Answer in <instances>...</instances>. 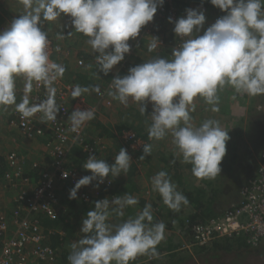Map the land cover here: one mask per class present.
<instances>
[{"label":"clouds","instance_id":"clouds-1","mask_svg":"<svg viewBox=\"0 0 264 264\" xmlns=\"http://www.w3.org/2000/svg\"><path fill=\"white\" fill-rule=\"evenodd\" d=\"M19 2L24 12L0 31V106L15 105L23 118L40 112L43 120L55 121L61 109L56 103L57 89L53 85L66 69L49 58L50 41L44 22L69 16L74 31L67 35L75 32L89 37L87 43L96 54L99 71L108 75L131 53L129 40L140 36L141 29L153 21L165 0ZM210 3L226 14L203 35L199 34L206 22L202 9H186V16L175 21L169 17V22L175 24L174 33L181 38L180 45L172 50L173 58L158 57L131 67L127 75L112 79L114 91L108 93L125 106L132 98L141 105L142 115L151 103L153 123L148 130L149 139L162 140L171 132L183 162L193 165L192 173L199 179L220 175L230 136L215 119H207L198 127L193 125L190 113L196 111L194 99L204 98L212 106L211 111L219 112L218 92L226 86L240 94L264 95V0H210ZM64 36L61 32L57 38ZM160 44L159 37L152 36L148 51ZM20 76L25 80L24 96L17 103L16 78ZM34 82L37 87L43 84L48 93L47 99L39 104H31L29 100ZM93 90L100 93L99 86ZM88 92V87L77 85L71 96L75 99ZM94 118V110L76 108L69 116L70 131L79 133ZM151 152L152 145H143L144 155L139 159ZM131 161L125 148L120 149L111 165L95 155L90 156L83 167L91 175L77 181L69 198L77 199L79 189L93 181L98 188L106 179L111 183L112 178L126 175ZM68 175L63 173L64 178ZM152 185L170 209L178 212L182 205L189 204L167 172L157 173ZM136 204L137 198L129 194L96 201L94 210L88 211L82 220L80 231L85 235L71 245L69 264H130L138 256H158L156 246L165 238L166 225L153 223L151 204L118 225L109 223L113 213L123 217L125 208Z\"/></svg>","mask_w":264,"mask_h":264},{"label":"trees","instance_id":"trees-1","mask_svg":"<svg viewBox=\"0 0 264 264\" xmlns=\"http://www.w3.org/2000/svg\"><path fill=\"white\" fill-rule=\"evenodd\" d=\"M174 3L173 5L166 1L164 3L167 4L168 10L171 9V7L175 8L176 11V18L173 19V21L178 19V13L182 11L187 4H195L197 3L200 7L199 9H202L206 13H210V15L214 18H220L221 16L225 15L226 13L222 12L217 7L213 6L210 3V0H172ZM182 7V9H181ZM3 14L0 13V31L4 30L1 28L2 22L5 21V19L2 16ZM65 17H68L67 15H62ZM167 17V18H166ZM166 17H160L156 19L154 17L153 21L154 24L150 27L149 32H144L147 25L144 26L141 29V33L138 41V47L140 46V49L137 50V53L130 56L129 59L126 60V62L122 65L120 68L113 69L108 75H105L103 72L99 71V65L95 62V56L93 58H89L88 61L84 57L83 64L79 65L82 66L81 69H75L76 71L72 70L70 74H75L78 77H83L82 82L83 85L88 87L89 89H93L95 86L98 85H105L109 89L106 90L107 92L105 94L104 99H99L98 97V108L95 112V118L91 121V124L89 128L87 129L85 135H83L82 140H78L76 144H70L69 146V152L67 154V159H70V165L68 167H78L79 164H75V158H78L77 155L82 153L80 156L81 161L84 162L86 159L85 156L87 155L84 151V143L87 142V144H92V147L95 149V154L97 158L104 159L105 161H109L108 159V151H110L113 146L108 144L105 139L109 138L110 140L114 141L116 139V136L120 137L122 142L125 143L126 141H123L124 139V133L125 132H133L135 134V137L141 142L138 145L140 151L143 152V145L151 144L152 139H149L148 130L151 124L153 123L151 119V113H152V104H147V111L145 114H141L139 108L140 104L133 101L132 98H129V103L127 106L122 104L120 101L115 100L112 98V96L108 95L111 89V83L112 79L117 76H125L128 74V71L131 67L143 64L145 62H148L150 60L156 59V58H165L167 60H171L172 57V50L176 47H178L181 43V38L177 37L174 33L173 29L175 27L174 23L169 22L168 16ZM68 23V21H67ZM142 34L145 35H151L159 37V39H163L164 45H158V47L149 52L148 51V45H144V40H140V37ZM136 39L129 40L130 45H133L136 43ZM137 47V46H136ZM82 58V57H81ZM66 60L68 58H65ZM85 62V63H84ZM85 65V67H84ZM87 68V69H86ZM95 95L97 93H94ZM86 95H91L90 92L86 93ZM256 99L258 101L264 100V95H257ZM101 107V108H100ZM100 108V111H99ZM113 112L115 115V126H110L109 122L104 121L103 115L107 114L110 115ZM104 115V116H105ZM247 122L249 125L250 133L253 135L258 136L261 141V139H264V127H261V124H264V114L261 111H255L252 110L249 111L247 114ZM260 128H262V132L260 133ZM114 130V131H113ZM47 129L44 130L42 134L36 135L39 139L42 138L43 140L46 137V133L48 136L46 137L47 142L50 140L51 132H49ZM117 131L119 133H117ZM258 134V135H257ZM168 136H172V134L169 133ZM230 140L227 142V153L224 157V159L221 162V173L220 175H217L215 178H212L211 180L207 179H201L202 182H205L206 187L209 189H206L204 187L200 188L201 190L198 191L196 187L192 190L188 188H183L185 191V196L191 202L192 205V213H190L188 219H190L191 223L204 221L210 217H213L215 215H219L224 213L227 209L223 208H217L213 209L217 206H219V202H221L222 199L231 197L234 193H236V190L238 186L240 187L244 186L249 179H251L254 174L257 171V167L259 164V160L256 162L255 159L251 158V154L253 150H249V152L246 151L247 154L250 155L249 159H243L242 157V151L241 147L243 145H239L238 141H242V134L241 132H237L236 135L233 136V134H230ZM261 137V138H260ZM46 142V144H47ZM127 141L125 145L129 148L131 152H133V149L130 148ZM262 143H259V145L256 146V150L260 147L261 152L259 153V158L261 159V162H264V141H261ZM104 146V147H103ZM127 147H122L127 149ZM246 149V147H244ZM121 149V148H120ZM118 149V150H120ZM117 149V151L119 153ZM128 150V152H129ZM24 151V150H23ZM103 152H106L107 154H103ZM112 153V152H111ZM110 153V154H111ZM109 154V155H110ZM6 155L4 156L0 154V189L6 194L7 196L11 198H15L9 207H11L8 214L11 213V211L18 207V202L16 200L17 193H18V186L15 185V182H11L10 178L6 177V173L8 171V161L6 160ZM22 156V173L20 178L22 179H31L34 180V182L38 181L42 175V172L45 170V168H50L51 162L54 160L52 155L50 154L49 150H46L44 154L41 155V153L38 154L39 161L35 160V162L32 164V162L28 161L26 157L24 156V152L20 153ZM178 155L172 154L171 156H168L171 158V161L166 160L167 158L162 156V164H165L166 166H163L161 171H165L168 173V176L170 177L171 181L177 180L178 184H181V178H180V172H181V166L179 163L181 160H176ZM183 158V157H180ZM79 159V158H78ZM176 160L178 162L177 167H172L168 165L167 163H171L173 166L176 165ZM109 164V163H108ZM189 165L190 167H193L190 163H185L184 166ZM67 166V165H66ZM166 167V168H165ZM189 172V171H188ZM17 178L16 176H14ZM177 178V179H175ZM112 183L109 186H103L100 191L101 196L103 194H108L109 196H117L121 195L123 189H120L118 187V184H116L115 179L112 178ZM17 183V182H16ZM75 184H71V182H57L55 193L59 198V202L57 203V215L55 218H51L43 211H34L32 214V218L34 220H37L39 225L42 228L43 234H44V242L48 245H50L57 253V258L55 261L50 262L48 264H69L68 256L72 252L71 245L73 243H76L80 238H82L85 234L77 233L76 227L78 225H81V220H83L87 212L90 210H94L95 202L99 200V198H95V201L91 204L88 202H85L81 199L80 195L77 199H70L68 190L74 188ZM128 187V192L138 200V204H136V207L143 208L146 206V196L142 195L144 192L142 188H139L138 185L133 184L130 182ZM193 187V186H192ZM241 187V188H242ZM240 188V189H241ZM136 192V193H135ZM141 193V194H140ZM136 195H139L137 197ZM159 197L161 195L159 194ZM209 201H212L213 204H210ZM194 203V205H193ZM154 205V203L152 204ZM135 208V207H134ZM136 210V208H135ZM163 211V210H162ZM3 211L0 209V214ZM142 212L138 210V213ZM167 215L172 219L175 220L179 218L177 216L176 211L169 209ZM77 218H80L77 220ZM158 223V221H155ZM169 223V222H168ZM14 226V225H13ZM191 241V237H190ZM213 244V251L215 252H223L227 251L230 252L233 249H239L244 250V254L247 255V253L250 255V253H258L257 251L263 248L264 240L258 245V246H252L250 244H247V242L244 239L241 238H231V237H224L215 240L214 242L209 243L208 245L198 246L195 253H188L185 255H172V259L170 261L165 262L163 258L158 259L157 257L152 259L150 261L153 264H181L183 263L186 258L188 259H195V256H200L201 254H205V252H212L210 250ZM171 247V246H170ZM209 247V249H207ZM168 249H171L166 247ZM176 249L177 246H174ZM167 250V249H166ZM173 250V249H172ZM169 251V250H168ZM159 254L161 252H158ZM163 253V252H162ZM177 256V257H176ZM146 255L138 256L134 261H131L130 264H143V261L145 259ZM159 257V256H158ZM147 263V262H144ZM40 264H43V262H40Z\"/></svg>","mask_w":264,"mask_h":264},{"label":"built area","instance_id":"built-area-1","mask_svg":"<svg viewBox=\"0 0 264 264\" xmlns=\"http://www.w3.org/2000/svg\"><path fill=\"white\" fill-rule=\"evenodd\" d=\"M166 1H169L174 7L172 0ZM173 7L168 10L167 4L164 3L158 7L155 18L168 16V18L175 19L176 11ZM153 24L154 21L149 22L144 32L148 33ZM48 39L50 41L48 47L49 58L51 61L57 63L54 57L53 41L50 37ZM160 41V45H163L164 41L162 38ZM136 46L137 43L131 45V53L126 54L125 60L117 66H122L135 53ZM78 64L82 65L83 60H80ZM54 85H59L58 80ZM64 87L59 90V94H56L55 97L56 103L61 109L55 121L42 123L34 116L23 118L22 114L18 111L11 112L10 125L16 126L27 137L35 138L36 135L42 134L45 129L52 131L47 144L54 160L51 162L50 168H45L40 179L34 182L31 179L18 177L22 173L21 164L23 161L20 155L21 152L11 150L7 153L6 160L9 165L6 177L10 178L11 182H15V185L18 186L16 198L18 207L13 209L10 214L5 211L0 214V264H40V262L48 264L55 261L57 253L50 245L44 242L42 228L38 221L32 218V214L34 211H43L51 218H55L57 215V203L59 202V198L54 190L56 183L71 182V184H76L82 177L91 175V172L83 167V164L90 156H96L95 149L91 143H84V151L87 155L84 162L79 163V168L68 167L69 158L67 159V154L70 144H76L78 140H82L92 120L88 121L79 133H75L70 131L71 121L69 120V116L76 108L92 109L95 115L97 108L91 105L83 95L73 99L70 107H67L65 101H63V91L66 89L70 91L71 88L65 85ZM45 89L43 84L37 87L35 82L33 83L31 93L38 94V98L34 101V104H39L47 99L48 93H43ZM21 91H24V87L21 88ZM105 91H100L98 94L99 99L105 98V94L107 93ZM36 114L40 115L41 118L43 117V114L40 112ZM123 136V141H129L128 145L131 148H134L136 143H140L133 132H125ZM258 160L259 164L256 173L242 187L239 199L231 202L224 213L195 223H191L188 218L186 219V227L190 233V243L192 245H208L224 237L241 238L252 246H258L264 240V162H261V159ZM64 172L69 173L67 178H64ZM96 183V181H93L92 184L81 187L77 196L80 195L82 200L91 204L95 201V198H99V200L108 198L111 200L115 197H110L109 193L103 194V196L99 195L100 191H102L101 188L111 185L112 181L109 183L106 179L98 188L95 186ZM70 190H68V194H70ZM154 257L149 255V260L154 259Z\"/></svg>","mask_w":264,"mask_h":264},{"label":"rangeland","instance_id":"rangeland-1","mask_svg":"<svg viewBox=\"0 0 264 264\" xmlns=\"http://www.w3.org/2000/svg\"><path fill=\"white\" fill-rule=\"evenodd\" d=\"M189 8L199 9L200 7L196 3L195 4L189 3L183 9L181 7L182 11H180L178 13V19L182 16H186V9H189ZM0 11L3 14L2 15L3 18L5 19L3 24H1V28L5 30L6 28H8L11 25L12 21L15 18H18L24 12V6L19 2V0H0ZM204 13L206 16V22H205L203 28L201 29V32L199 33L200 35H203V32L206 31V29L208 27H210L217 20V18L212 17L210 15V13H206V12H204ZM67 21H68V23H67ZM44 24H45L44 30L48 32V37H50L53 41L55 60L57 61L58 64L63 65L66 69L63 77L58 79L59 85H53V86L57 89L56 94H59V90L61 88H63L64 85L69 86L71 88L70 91H67V89L66 90L63 89L64 90L63 91V96H64L63 101H65V105H67V107H70V105L73 102V98L71 97V91L77 85H80L81 87H86L85 85H83V82H82L83 77H78L77 75L72 74V73L70 74V72L72 70L76 71L75 69H78V68L82 70L83 67L79 66L78 62L80 60H82L83 58L79 57L80 52L76 48L80 49L81 47L86 46V43H87L89 38H84L85 35H83L81 33H75V32H74V36H67L66 30H67L68 26H70V24H71V19H69L65 16H62L60 19H58L57 21H54V22H44ZM61 32L65 36L63 39H58L57 36ZM52 33H54V34H52ZM136 42H137V40H136ZM66 46L69 49H65ZM70 46H73L74 48H70ZM57 49H59V51H57ZM139 49L140 48H138V45H137L135 50L137 51ZM136 53L137 52H135V54ZM91 55L94 56L96 54L93 52ZM65 58H68V59L66 60ZM84 67H85V65H84ZM116 67L118 68V66H115L113 69H115ZM24 84H25V80L22 76L16 78V102L17 103L21 102V100L24 96V91H21V88L24 87ZM98 86H99L100 91L107 90L106 84L105 85H98ZM89 92L91 95H86V93H84V94H82L83 97L85 99H87L90 104L92 103L91 105L95 106V108H98V106H96L97 104L100 103V102H98V98H97L98 93L95 92L93 89H89ZM43 93H47V89H45V91ZM94 93H97V94L95 95ZM218 95L220 97L219 105H218L220 108L219 112L211 111L212 106L207 104L206 101L204 100V98L197 96L194 99V103L196 104V107L201 109L197 113L198 122L195 123L194 126L197 124L201 125L207 119H215V120L219 121L220 126L225 131H228V134L230 135L232 133V131L230 130V127L228 128L227 125H225V123H226L225 122V120H226L225 115L227 113L226 111L229 109L227 107H229L228 105H231L230 104L231 102H234V104H236L235 103L236 101H243L244 102V100H245L247 102V100L245 98H243V96L245 94H240V93L235 92V90L230 86H226L223 90L219 91ZM37 98H38V94L35 95L34 93H29V100H30L31 104H34V101ZM261 102L256 100V104L260 103V106H264V101H261ZM100 108H99V111H100ZM233 109H235V108H233ZM15 110H16L15 105L1 106L0 114L2 116H5L8 113L11 114V112L15 111ZM96 111H97V109H96ZM259 111L263 112L262 107L259 108ZM235 113L236 112L233 111V114H235ZM104 115H103V117H104L105 122H109L111 127L116 125V122H115L116 117L113 114V112L110 115H107V114L105 116ZM10 117H11V115H10ZM34 117L42 123L46 122L45 120H43V117L41 118V116L38 114H35ZM2 124L3 123L1 122L0 134L2 132V126H1ZM9 125H10V123H9ZM261 127H264L263 123L261 124ZM11 128L15 129L17 127L12 125ZM259 131L261 133L262 128H260ZM46 132H49V131H46ZM117 133H119V132L117 131ZM168 135H169V133L162 140L152 139V143L150 144V145H152V152L150 155H146L144 159H139L140 156L144 155V153L142 151H140V149L137 145L139 142L136 143V145L134 144L135 145L134 148L130 147L131 149H133V152H131L129 150V148L127 147V145H125L126 142L120 143V142H122V140L120 139V137L116 136V139H114V141L111 140V142L110 141L107 142L108 144L112 145L113 148L110 151H108L109 161H106L107 163H109V165L114 163L115 156L118 154V152L115 151V149L118 150L122 147H127V151L129 150L128 153L132 157V161L130 163L129 171L127 172L126 175L122 173L120 176H118L114 179H115L116 184H118V187L120 189H123V191H124L120 195L121 197H123L125 194L131 195L134 193L133 192L130 194L128 192L127 185H129L130 182L138 185L139 188H142V190L144 192L142 195L146 196V198H145L146 199V205L151 204V206H152V215L154 217L153 223H156L155 221H158V223L163 222L166 225L165 234H164L165 238L156 246L157 252H161V251L163 252L161 258H163V260H165V262L170 261V259L173 258L172 255L177 254V256H180V255H185L188 253L192 254V253H195L196 249L198 248L197 245H192L190 243V235H189L190 233L187 231L186 222H184L183 225L181 223H179L181 221L180 217L175 219V220H172L167 215L170 208L164 204L162 197H159V192L153 190L152 178L157 173H159L161 171L162 156L166 157V156H171L172 154L178 155L177 159H180L181 161L179 163H182V164H180V166H181L180 178L182 180L181 184H178L177 180H173L172 183H174L176 186L184 188V189L188 188V190L189 189L192 190V188H194L195 186L199 187L197 183H194L193 175L190 174V173H192V169L190 168L191 171L189 173L187 166H184L185 163L183 162V158H180V157H182V154L179 152L178 147L174 143V137L168 136ZM246 135L252 137V140L243 136L242 141H238L239 145H243L241 147L242 157H243V159L244 158L249 159L250 155L247 154L246 151L249 152V150H253V152L251 154V158L255 159V161L257 162L258 158H259V153L261 152V148L259 147L256 150L255 145H257V143H259V141L257 140L256 135H252L249 132H247ZM47 136H48V134L46 133V137ZM46 137L43 140L42 138L39 139L38 137L30 138V137H27L26 135H23V137H20L19 135H16V134L11 136V138H13L12 143L19 146V148L22 149L21 153L24 152V156L26 157V159L30 162L33 161L32 164L35 162V160L39 161V157H40V156H38L39 153H41V155H42L45 153L46 150H49L48 144H46V142H47ZM105 140H109V138H107ZM245 140H246L247 144L244 143ZM6 141H3L1 143H6ZM139 141L141 142V140H139ZM249 142L251 143L252 146H249V144H248ZM14 147H12V148H14ZM244 147H246V149ZM12 148H9V149H12ZM19 148H17V149H19ZM12 150H16V148H14ZM118 151H120V150H118ZM103 154H107V153L103 152ZM81 155H82V153L77 155V157L79 159L75 158L74 163L76 165L80 163V161H81L80 156ZM68 160L69 161L67 164L70 165V159H68ZM176 160H173V161H176ZM167 164L172 166V167H177L178 162L176 161L175 166H173L171 163H167ZM175 179H177V178H175ZM178 187H177V189H179ZM241 187H240V185L238 186L236 193H234L231 196L232 198L236 199V197H238L240 195V192L242 189ZM205 188L209 189L206 186H205ZM184 189L182 192L185 191ZM136 196L139 197V195H136ZM7 197H9V196L4 194V192L0 189V203H2L4 201V199H6ZM232 198H230V200ZM153 203H154V205H152ZM193 205H194V203H193ZM134 207L136 208V210ZM186 208H189V207L186 206ZM141 209L143 210V208H141V207L137 208L136 205L135 206H129V207L125 208V210H124L125 214L123 216L124 220H122V218H121L122 222L127 220L129 217H135L138 214V210L141 211ZM162 210H164V212ZM2 211H4V210H2ZM187 211H189V209H187ZM112 216H111L112 218L110 217V219H109V223H111L113 225H118L121 223V221H114V216H115L114 213ZM78 219H80V218H77V220ZM169 219H171V221H169ZM167 222H169L170 225H167ZM81 227H82V220H81V225L79 224L78 227H76L77 233L80 232ZM182 231H186V232L183 233ZM183 236H184V240H186L185 243H182ZM168 246L171 249L166 248ZM174 246H177V248L175 249ZM211 247L212 248L210 250H212V252L208 251V252H205V254H201L200 256H195L196 257L195 259L194 258L193 259L186 258V260L181 264H264V245H263L262 249L257 251L258 253H256V254L250 253V255L248 253H247V255H245L243 252L244 251L243 249L242 250L233 249L230 252L223 251V252L217 253V252L213 251V244ZM207 249H209V247H207ZM150 261H152V260H149V255H146V257L143 261V264H153ZM144 262H147V263H144ZM43 264H47V263H43ZM113 264H114V262H113Z\"/></svg>","mask_w":264,"mask_h":264},{"label":"crops","instance_id":"crops-1","mask_svg":"<svg viewBox=\"0 0 264 264\" xmlns=\"http://www.w3.org/2000/svg\"><path fill=\"white\" fill-rule=\"evenodd\" d=\"M0 13H1V11H0ZM67 18L71 19L69 16ZM71 31H74V28L71 27V24H70V26H68V28L66 30V34H68ZM52 34H54V33H52ZM67 36H69V35H67ZM70 36H74V33L72 35H70ZM84 38H89V37L85 36ZM143 39H145L144 40V45H147L148 42L150 44V42L152 41V36L150 34L149 35L142 34L141 37H140V40L142 41ZM138 41H139V38L137 37V42L136 43H138ZM70 48H74V47L73 46H70ZM138 48H140V46ZM65 49H69V48L66 46ZM76 49L80 52L79 53L80 54L79 57H82V58L86 57L85 59H87V61H88L89 58H92L93 57V55H91L93 53V50H92L91 46L88 43H86V46H83L80 49H78V48H76ZM243 98H245L247 100V102L245 100H244V102L243 101H236L235 102L236 104H234V102H231L230 103L231 105H228L229 107H227V108H229V109L226 111L227 113L225 115V118H226L225 125H227L228 128L230 127V130L232 131L231 134H233V136L236 135L237 132L239 131V132H241L242 136L247 137L248 139L252 140V137L246 135L247 132L250 133V129L248 128L249 125H248V122H247V114H248L249 111L251 112L252 110L259 111V108L260 107H262L263 113H264V106H260V103H257L256 104V100H257L256 99V96H250V95L245 94L243 96ZM262 101H264V100H262ZM96 106H98V104ZM233 108H235V109H233ZM200 110L201 109H199L198 107H196V111L190 113V115L192 116V123H193V125L198 122L197 113ZM233 111H235L236 113L233 114ZM10 115H11L10 113H8L5 116H2L0 114V124H1V122L3 123L1 125L2 126V132L0 134V154H2L3 156L5 154H7L9 151H11L12 149H14V148H16V150H19L20 152L22 150V149L19 148V146H17L14 143H12V141H13V138H11L12 135H15L16 134V135H19L20 137H23V134L19 131V129H17V128H15V129L11 128V126L9 125ZM195 126L198 127L200 125L197 124ZM169 133L171 134V132H169ZM258 137L259 136H256L257 140L259 141V143H262L261 141H264V139H261V141H260V139ZM3 141H6V143H1ZM109 141L111 142L110 139L109 140H106V142H109ZM244 143L247 144L246 140H245ZM259 143H257V145H259ZM248 144H249V146H252L250 142ZM257 145H255V147ZM12 147H14V148H12ZM9 148H12V149H9ZM17 148H19V149H17ZM165 158H167L166 160L171 161V158H169L168 156H166ZM177 160H180V159H177ZM161 166L163 168V166H165V164H162ZM187 168H188V171L190 173L192 167H190L189 165H187ZM190 174L193 175V173H190ZM193 178H194V183H197L198 186H199V187L195 186L196 189H197V193H198V191L201 190L200 188H202V187L205 188L206 184H205V182H202L201 179L195 177L194 175H193ZM204 179L211 180L212 178L211 179L204 178ZM178 188L179 189H177V190L179 192H181L183 195H185V193L182 192L183 191V188H181V187H178ZM239 197H240V195L238 197H236V199H234L232 197H229V199L228 198H224V199L221 200V202H219V206H217V207H215L213 209H217L219 207L225 209V208L229 207V205L231 204V202H233L235 200H238ZM230 198H232V199L230 200ZM14 199L15 198H11V197H7L6 199H4V201L2 203H0L1 210H5V211L11 210L10 209L11 207H9V206L12 205L13 202H15ZM209 203L210 204H213L212 201H209ZM186 206H188L189 208H186ZM186 206L182 205L180 211H178V212L176 211L177 216H179L181 214L179 216L181 218V221L179 223H181L182 225L184 224L185 219L187 217H189L190 213H192V205H191V202H189V204L186 205ZM187 209H189V211H187ZM163 212H164V210H163ZM121 218H122V220H124L123 219L124 217H120V216H117L115 214L114 221H121V223H122ZM169 221H171V219H169ZM167 225H170V224L167 222ZM182 232L184 233L185 231H182ZM185 241L186 240H184V236H183L182 243H185ZM162 254L163 253L161 251V253L158 255L159 257L158 256H155L154 258L157 257V258L160 259L162 257Z\"/></svg>","mask_w":264,"mask_h":264}]
</instances>
